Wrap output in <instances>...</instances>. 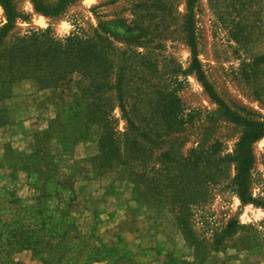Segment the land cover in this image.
<instances>
[{
	"label": "rangeland",
	"instance_id": "374dc122",
	"mask_svg": "<svg viewBox=\"0 0 264 264\" xmlns=\"http://www.w3.org/2000/svg\"><path fill=\"white\" fill-rule=\"evenodd\" d=\"M13 2L29 15L18 19L20 33L50 28L59 38L91 35L101 22L122 21L120 32L130 31L113 38L114 45L155 62L144 72L159 73L181 109L177 129L162 142L142 139L144 166L138 157L131 173L121 164L99 170L92 160L99 125L77 131L83 138L71 156L57 140H69L77 121L80 78L42 88L31 79L15 83L0 118V264H264V137L253 144L250 184L262 206L244 204L233 182L236 164L223 157L235 153L246 125L186 72L192 61L187 0H76L58 16L37 13L31 0ZM193 18L198 57L217 94L243 117L264 121V0H197ZM5 22L0 4V28ZM137 100L129 98L128 109ZM113 118L124 139L129 125L117 105ZM47 130L53 137L46 140ZM41 149L59 163L46 182L44 163L39 174L19 159ZM202 150L210 161L205 167L197 161ZM232 219L238 225L227 233Z\"/></svg>",
	"mask_w": 264,
	"mask_h": 264
},
{
	"label": "trees",
	"instance_id": "16d2710c",
	"mask_svg": "<svg viewBox=\"0 0 264 264\" xmlns=\"http://www.w3.org/2000/svg\"><path fill=\"white\" fill-rule=\"evenodd\" d=\"M37 13L45 16H58L67 6L76 0H31ZM197 0H187L186 31L192 53L191 65L186 72H193L202 82L205 91L217 102L236 123L246 125V130L237 142L235 153L223 157L236 164L234 185L240 200L244 204L262 206L261 201L250 191L251 170L254 166L253 144L264 137V121L249 120L236 111L217 94L208 80L198 57L194 27V6ZM4 9L6 22L0 28V118L5 113L3 101L10 97L13 85L25 79H31L39 87H48L56 82L72 79L77 75L82 83L81 95L74 102L77 108V121L72 124L69 140L57 137L65 156H71L78 139L77 131L88 132L91 125L102 128L99 140V152L92 159L99 170H105L121 164L133 171L132 160L138 157L145 165L147 143L170 134L179 124L181 98L176 91L164 85L159 73L148 76L144 68H155V62L149 61L145 53L132 47L118 49L113 38L126 36L130 29L123 27L122 21L110 24L101 22L93 34H70L64 38L56 37L50 28L24 33L15 31L18 19L28 20L29 15L17 10L13 0H0ZM133 36V34H132ZM116 76V79H114ZM159 78V79H158ZM137 98L139 104L128 109L129 98ZM121 108L123 117L129 125L124 139H121L114 127L113 111L115 106ZM1 122V121H0ZM150 123H153L151 126ZM90 125V126H89ZM63 126V124H61ZM74 137H71V135ZM44 137L51 139L50 130ZM85 138V137H84ZM46 140H44L46 142ZM220 142L213 145L217 156ZM206 151L200 152L197 161L202 167L207 163ZM138 158V159H139ZM24 168L43 174L37 170L42 163L46 168L43 181L50 180L53 172L58 171L59 163L55 154L48 149L24 154L19 158ZM220 160L222 157H219ZM212 165H216V160ZM221 172V169H218ZM142 172L140 177H144ZM41 180V178H37ZM36 181V179H35ZM37 181L34 183L36 185ZM238 221L232 219L227 226V233L236 230Z\"/></svg>",
	"mask_w": 264,
	"mask_h": 264
}]
</instances>
